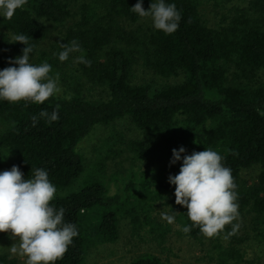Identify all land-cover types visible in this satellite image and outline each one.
<instances>
[{
  "label": "trees",
  "instance_id": "16d2710c",
  "mask_svg": "<svg viewBox=\"0 0 264 264\" xmlns=\"http://www.w3.org/2000/svg\"><path fill=\"white\" fill-rule=\"evenodd\" d=\"M215 1L236 5L210 26L201 10L204 0H166L181 15L171 34L138 25L146 17L130 10L137 0H26L10 19L0 17V69L22 54L24 45L12 43L13 34H25L33 49L30 62L51 64L64 88L65 95L42 104L0 101V149L13 155L11 167L16 165L22 178H30L31 169H46L57 189L50 203L63 207L64 220L76 225L78 235L55 264H87L89 235L95 233L100 244L115 242L124 216L133 224L149 225L161 237L168 229L152 214L163 205L176 212L178 234L194 241L207 238L219 264L232 259L238 264L245 239L237 227L232 230L238 226L235 220L212 237L198 228L181 230L191 222L186 208L175 204V186L168 183L181 163L170 165L172 150L181 146L189 155L212 148L222 156L237 185L238 213L257 235H264V0ZM149 5L150 0H142L144 10ZM51 24L61 29L55 32ZM73 39L90 66L74 61L80 53L63 62L54 55ZM70 62L104 89L105 98L82 94L83 78L63 73ZM136 62L165 81L134 82ZM56 105V121L38 117L33 125V115ZM125 117L143 133L130 141L133 162L154 157L161 166L129 172L121 182L114 177L117 190L112 194L103 172H90L77 147L97 126ZM250 171L255 172L251 178ZM8 239L0 233V249ZM0 264L15 261L0 251ZM130 264L171 263L145 254Z\"/></svg>",
  "mask_w": 264,
  "mask_h": 264
},
{
  "label": "clouds",
  "instance_id": "9594fccd",
  "mask_svg": "<svg viewBox=\"0 0 264 264\" xmlns=\"http://www.w3.org/2000/svg\"><path fill=\"white\" fill-rule=\"evenodd\" d=\"M26 0H0V17L10 19ZM140 18L149 17L154 29L171 34L179 27L180 12L175 3L166 0H150L148 10L142 7V0L130 8ZM25 34H13L12 43L23 44L22 54L9 61L11 66L0 69V101H19L42 104L61 92L59 74L50 75L51 64L30 62L32 46ZM62 50L54 53L63 62L70 54L77 63L90 66L77 40L61 44ZM56 105L51 112L41 110L31 120L36 124L38 117L47 122L58 119ZM183 154V156H182ZM180 163L177 174L168 176V183L174 185L175 204L186 208L191 222L181 230L188 233L198 228L205 237H212L224 230L238 216L237 185L231 169L224 166L222 156L212 148L185 154L183 146L172 150L170 165ZM30 178L16 165L0 171V233H6L14 241L8 251L24 258V264H55L62 258L73 238L78 235L76 225L64 220L65 209L56 208L50 202L56 194V186L49 179L44 168L31 169ZM171 209L170 206H167ZM160 218L168 224L175 221V211H159ZM237 225H232L234 231ZM231 233H229L230 235Z\"/></svg>",
  "mask_w": 264,
  "mask_h": 264
},
{
  "label": "rangeland",
  "instance_id": "374dc122",
  "mask_svg": "<svg viewBox=\"0 0 264 264\" xmlns=\"http://www.w3.org/2000/svg\"><path fill=\"white\" fill-rule=\"evenodd\" d=\"M91 1V0H87ZM239 1V0H238ZM240 2V1H239ZM232 3H218L215 0H204L202 5V12L210 26H216L221 16L232 8ZM238 5V4H237ZM77 2H74L73 10L77 11ZM138 25L146 28H153L151 19L146 17L140 21ZM52 30L56 28L55 25H48ZM136 27V25H133ZM69 68L64 69L63 73H74L79 78H83L84 85L80 90L82 94L91 100H101L105 98L106 93L101 86L90 82L86 76L81 72H77L73 62L69 63ZM73 69V72L70 69ZM134 82L145 83L151 80H156L162 83L165 80L155 76L151 71L145 69L141 62H136L134 65ZM52 71L50 75H55ZM175 79L168 80L172 82ZM180 80V79H176ZM59 85L61 92L60 96L64 94L62 82ZM66 93V92H65ZM1 129V128H0ZM143 133L137 129L130 117H125L114 121L107 125L97 126L90 135H88L78 145L77 151L86 160L87 169L90 172L102 171L103 181L108 185L110 192H116L117 187L113 182L116 177L118 181H122V177L129 172L141 173L142 169L157 165L154 161L156 158L151 157L148 161L133 162L130 141L141 138ZM14 157L6 151L0 149V171L9 170ZM161 166L157 165L156 167ZM257 170V169H256ZM254 171L248 172L247 176L253 177ZM119 182V183H120ZM133 193L130 194V196ZM122 195V194H121ZM119 200L125 198L118 197ZM158 205L160 202L157 203ZM117 205V204H116ZM168 205H163L152 216L166 225L165 233L160 237L158 232L151 233L150 226L133 224L129 217H122L119 222V236L115 242L100 244L95 242V233H90L89 240L91 244H87V264H130L134 259L141 255L153 254L160 257L165 262L171 264H219L217 251L209 239L204 241H194L184 238L183 235L176 231V224H168L163 222L160 218L159 211L164 210L170 212ZM235 222L238 224V234L245 239L244 243L239 245L242 254L239 257L238 264H264V235L259 236L255 230L252 229L248 221H244L241 214L238 213ZM258 236V237H257ZM14 243L12 239L2 246L0 251L8 255L15 261V264H24V258L15 254H10L8 247ZM232 259L229 264H234Z\"/></svg>",
  "mask_w": 264,
  "mask_h": 264
}]
</instances>
